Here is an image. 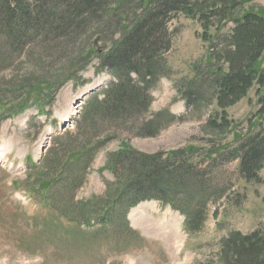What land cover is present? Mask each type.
Wrapping results in <instances>:
<instances>
[{
  "label": "rangeland",
  "instance_id": "1",
  "mask_svg": "<svg viewBox=\"0 0 264 264\" xmlns=\"http://www.w3.org/2000/svg\"><path fill=\"white\" fill-rule=\"evenodd\" d=\"M237 1L206 22L184 12L173 14L168 26L172 46L166 54L168 75L154 87L149 109L124 121L99 118L93 124L88 117L81 122L88 103L102 99L117 81L101 66V57L121 38L119 26L96 29L95 25L93 35L71 42L63 54L62 43L52 42L51 47L37 42V48L4 63L1 83L18 86L25 79L28 83L26 88L16 87L15 93L5 92L1 102L24 94L39 79L53 82L67 74L82 79L53 89L54 99L45 112L33 105L22 114L0 118V264H264L262 243L245 238L258 229L264 232V165L260 180L247 181L240 172V159L231 153L244 137L264 128V86L255 82L247 91L219 98L215 84L208 80L212 54V62L229 71L224 54L231 50L235 19L248 13L264 19V0ZM131 3L133 7L135 0ZM88 48L90 53L82 60ZM42 54L47 57L38 65ZM192 78H198L193 88L200 96L194 107L178 91L185 79ZM165 109L177 120L167 122L156 136L143 134L141 124ZM122 148L165 160L174 151H193L191 159L204 170L207 189L189 185L187 190L199 196L200 208L206 209L199 230L185 224L186 218L197 215L199 206L183 197L179 199L190 215L156 200L128 209L121 206L115 216L119 218L121 212L127 216L133 232L84 226L51 207L68 199L77 209L94 197L107 200L108 182L115 181L109 166ZM76 152L86 154L77 157ZM68 155L77 158L69 168ZM41 181L53 184L47 189L40 187ZM123 196L125 201L130 197ZM80 211L73 216L82 220Z\"/></svg>",
  "mask_w": 264,
  "mask_h": 264
},
{
  "label": "trees",
  "instance_id": "2",
  "mask_svg": "<svg viewBox=\"0 0 264 264\" xmlns=\"http://www.w3.org/2000/svg\"><path fill=\"white\" fill-rule=\"evenodd\" d=\"M237 2V0H135L132 7L129 0H0V69L5 67L4 63L7 60L11 62L25 51L37 48L35 46L37 42L51 47L52 42L62 43L60 50L63 54L69 51L71 42H79L83 37L93 35L99 25L119 26L121 38L112 50L101 57V66L117 77V81L106 89L102 99L95 97V102L88 103L81 122H86L88 117H92L93 121L91 119L89 121L93 124L96 122L94 120L99 118L103 121H124L149 109L153 102L154 87L162 77L168 75L166 54L172 47L168 26L173 14L184 12L199 16L206 22ZM235 23L234 34L230 38L231 50L224 54L230 63L229 71L226 72L212 62L213 54L208 61L212 71L210 73L212 78L208 80L211 79L215 84L219 98L232 95L235 91H247L255 82L264 86V66H261L264 62V19L248 13L243 18H236ZM94 26L96 29L93 32ZM59 44L53 48L51 57L54 56ZM88 53L89 48L82 56V60L88 57ZM46 57L44 54L40 55L37 58L38 65L41 64L40 59ZM86 65H89L88 62ZM80 71L81 69L78 72ZM70 75H61L63 77L55 80L57 82L49 80L40 82L39 79L24 94L12 96L14 99H9L10 101H0V118L22 114L33 105L39 112H45L47 105L54 99L53 89L58 90L70 80L82 79L81 75ZM184 81V86L179 85L178 91L188 106L194 107L200 99L199 89L193 88L198 86V78ZM26 83L28 79L18 86L26 88ZM44 85L49 86L46 88ZM18 86L5 85L0 81V97L8 91L17 92L15 88ZM186 87L190 89L183 90ZM176 120L170 109L159 111L152 120L141 124V132L156 136L168 126L167 122L173 123ZM81 122L77 126H81ZM243 139L240 148L232 150L231 153L235 159H240V172L247 181L260 180L259 173L264 165V128ZM192 152L186 149L174 151L165 160L130 148H122L116 153L113 164L109 166L115 174V181L108 182L107 200L94 197L84 201V204H79L80 208L77 209V204L68 199L57 205L52 204L51 207L81 225L98 224L121 232L133 230L127 216L122 212H119L120 217L116 218L118 209L121 206L128 209L145 200H158L164 205L180 209L185 215H190V210L179 197L196 201L199 206V196L189 195L190 192L187 191L189 185L200 188L203 192L207 190L204 188L205 172L193 163ZM213 152L212 149L209 150L210 155ZM84 154L86 153L76 152L75 156L81 157ZM75 159L77 158L67 156L68 168ZM72 175L74 169L71 171ZM80 177L82 178V175ZM52 184L53 182L41 181L40 187L48 189ZM125 193L130 195L127 201L123 196ZM78 210H82L84 219L79 220L73 216L74 212L81 214ZM196 213L193 219L188 217L186 219L189 220L185 221L186 226L190 225L193 230L201 228L206 209L199 206ZM245 238L248 240L256 238L262 243L264 252L262 229Z\"/></svg>",
  "mask_w": 264,
  "mask_h": 264
},
{
  "label": "water",
  "instance_id": "3",
  "mask_svg": "<svg viewBox=\"0 0 264 264\" xmlns=\"http://www.w3.org/2000/svg\"><path fill=\"white\" fill-rule=\"evenodd\" d=\"M95 44L98 45V39H96ZM99 52H101V49H99Z\"/></svg>",
  "mask_w": 264,
  "mask_h": 264
},
{
  "label": "bare ground",
  "instance_id": "4",
  "mask_svg": "<svg viewBox=\"0 0 264 264\" xmlns=\"http://www.w3.org/2000/svg\"><path fill=\"white\" fill-rule=\"evenodd\" d=\"M66 119H68V115H65Z\"/></svg>",
  "mask_w": 264,
  "mask_h": 264
}]
</instances>
